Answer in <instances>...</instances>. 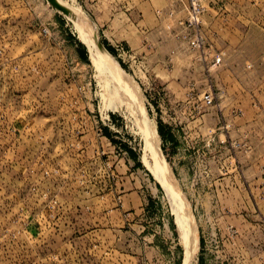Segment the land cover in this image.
<instances>
[{
  "label": "rangeland",
  "instance_id": "1",
  "mask_svg": "<svg viewBox=\"0 0 264 264\" xmlns=\"http://www.w3.org/2000/svg\"><path fill=\"white\" fill-rule=\"evenodd\" d=\"M195 2L0 0V264H264V0Z\"/></svg>",
  "mask_w": 264,
  "mask_h": 264
},
{
  "label": "bare ground",
  "instance_id": "2",
  "mask_svg": "<svg viewBox=\"0 0 264 264\" xmlns=\"http://www.w3.org/2000/svg\"><path fill=\"white\" fill-rule=\"evenodd\" d=\"M66 12H67L68 18L72 20L73 25L75 27L74 29L77 30L80 40L87 47L91 65L94 67L96 71L100 73L106 74V72H108L112 74L113 63H111L110 54L102 46H100L97 40V36L94 34V29H93L94 27L91 29L84 13L78 7L77 8L70 7L67 9ZM144 133H145L147 145L150 148L149 156L151 159L150 160L151 162H148L147 160H145V163L150 173L154 176L155 180L163 188L169 200L173 202L174 207H175V212H176V224H177L179 231L182 233L181 236H184L183 239H185L187 227L190 225L189 218L185 212V207L183 206V204L175 200L174 184L172 182V179H171L172 177L170 175L171 172H169V168H167L166 165H164L162 154L159 150L158 143H157L159 139L155 135V128L153 126L152 127L149 126L148 124V126L144 129ZM190 228L188 229L191 232Z\"/></svg>",
  "mask_w": 264,
  "mask_h": 264
},
{
  "label": "crops",
  "instance_id": "3",
  "mask_svg": "<svg viewBox=\"0 0 264 264\" xmlns=\"http://www.w3.org/2000/svg\"><path fill=\"white\" fill-rule=\"evenodd\" d=\"M184 11V10H182ZM162 125H158V139L160 138L161 139V144H162V148H164V150L166 149H171L172 150V141H175V134L174 132L169 129V130H162L161 129ZM166 128V127H165Z\"/></svg>",
  "mask_w": 264,
  "mask_h": 264
},
{
  "label": "built area",
  "instance_id": "4",
  "mask_svg": "<svg viewBox=\"0 0 264 264\" xmlns=\"http://www.w3.org/2000/svg\"><path fill=\"white\" fill-rule=\"evenodd\" d=\"M196 0H190V5H189V16L187 19V25L191 27H197L198 26V15L200 12V9L197 7V4L195 2ZM198 43V42H197ZM211 102L210 99L206 101L207 104Z\"/></svg>",
  "mask_w": 264,
  "mask_h": 264
}]
</instances>
